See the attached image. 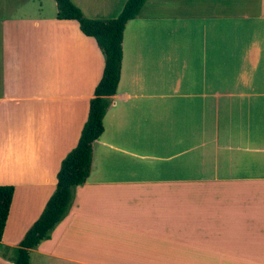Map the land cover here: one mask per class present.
Returning a JSON list of instances; mask_svg holds the SVG:
<instances>
[{
	"label": "crops",
	"instance_id": "0c3cea01",
	"mask_svg": "<svg viewBox=\"0 0 264 264\" xmlns=\"http://www.w3.org/2000/svg\"><path fill=\"white\" fill-rule=\"evenodd\" d=\"M113 19L125 0H70ZM0 22V264L53 192L103 57L41 0ZM86 181L29 264H264V0H146Z\"/></svg>",
	"mask_w": 264,
	"mask_h": 264
},
{
	"label": "trees",
	"instance_id": "16d2710c",
	"mask_svg": "<svg viewBox=\"0 0 264 264\" xmlns=\"http://www.w3.org/2000/svg\"><path fill=\"white\" fill-rule=\"evenodd\" d=\"M146 0H125L113 19H87L70 0H53L55 19L75 21L80 33L91 38L103 57L101 76L88 101L85 121L75 146L62 158L55 175L53 192L37 219L26 230L11 255V264H29V250L48 238L50 231L66 215L72 191L82 185L90 172L92 144L103 131L102 119L111 104L120 75L122 34L125 25L135 19ZM12 186H0V239L3 233L11 198Z\"/></svg>",
	"mask_w": 264,
	"mask_h": 264
},
{
	"label": "rangeland",
	"instance_id": "374dc122",
	"mask_svg": "<svg viewBox=\"0 0 264 264\" xmlns=\"http://www.w3.org/2000/svg\"><path fill=\"white\" fill-rule=\"evenodd\" d=\"M30 2L31 0H0V22L3 18L11 16L12 9L18 8L17 10H14V13L19 10V13L21 14L23 8L27 7ZM41 2H43L44 12L53 9V0H41Z\"/></svg>",
	"mask_w": 264,
	"mask_h": 264
}]
</instances>
